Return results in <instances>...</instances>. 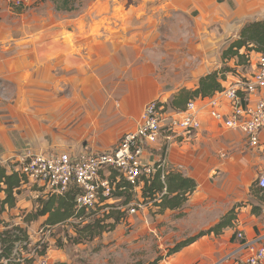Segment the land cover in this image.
Listing matches in <instances>:
<instances>
[{"label":"crops","instance_id":"0c3cea01","mask_svg":"<svg viewBox=\"0 0 264 264\" xmlns=\"http://www.w3.org/2000/svg\"><path fill=\"white\" fill-rule=\"evenodd\" d=\"M261 17V0H83L73 11L57 10L44 0H29L23 8L0 0V165L7 174L21 177L12 205L3 202L7 194L0 191V232L17 226L27 233L49 217L34 218L38 200L51 194L46 184L14 170L12 156L26 150L75 156L115 149L137 127L151 101L159 102L163 117L185 108V103L174 105L181 92L196 90L202 77L221 68L217 46L232 33L236 37L245 20ZM258 54L251 55L250 73L234 66L220 75L222 91L190 99L200 108L199 129L186 133L164 128L158 143L145 146V163L195 180L188 200L162 210L151 201L142 203L114 229L76 244L88 250L103 240V246L123 247L114 258L101 256V263L91 257L92 264H111L109 259L122 254L123 264H136L147 255L131 261L136 245L154 252L148 262L157 251L163 254L164 246L172 248L201 233L206 234L166 254L160 264H216L239 248L238 232L249 240L264 235V189L257 185L264 172V130L259 145L252 146L243 131L209 114L213 100L225 118L230 116L232 103L224 91L255 71ZM236 60H230L232 67ZM261 97L264 89L251 102ZM121 178L113 168L100 174L112 191ZM143 187L144 182L135 187L130 203L144 201ZM121 199L101 200L99 217L111 209L124 211L111 207ZM231 216L226 226L207 232ZM148 239L157 242L154 249H146ZM64 251L56 252L73 264L63 259Z\"/></svg>","mask_w":264,"mask_h":264},{"label":"built area","instance_id":"2783aa9c","mask_svg":"<svg viewBox=\"0 0 264 264\" xmlns=\"http://www.w3.org/2000/svg\"><path fill=\"white\" fill-rule=\"evenodd\" d=\"M13 6H24L29 0H9ZM264 89V53H259L255 71L245 80L237 82L224 91L232 103L230 116L215 108L216 101H211L209 114L224 121L231 129H240L247 135L252 146L260 143V135L264 130V97L255 103L251 96ZM200 108L195 100H190L183 109H173L169 115L160 114L159 102L153 100L145 107L140 122L134 130L126 132L115 149L100 153H79L73 156L68 152L36 153L30 150L16 153L9 162L13 169L23 175L46 184L50 193L63 194L72 187L80 189L76 196L77 211L87 212L97 208L100 196L111 195L112 188L108 182L100 179L102 171L113 168L121 172L124 178L137 187L143 176L151 174L162 165L153 166L142 159L145 146L158 143L164 128L174 132H190L200 128ZM167 122V124H164ZM257 185L264 189V172L260 173ZM142 203H135L129 208L131 213L137 212ZM82 217H75L80 223ZM55 226H49L50 230ZM239 248L216 264H264V235L253 240L247 239L243 232L237 233ZM19 248V245H17ZM37 248L40 245L36 246ZM35 250V249H34ZM42 264H50L49 258Z\"/></svg>","mask_w":264,"mask_h":264},{"label":"trees","instance_id":"16d2710c","mask_svg":"<svg viewBox=\"0 0 264 264\" xmlns=\"http://www.w3.org/2000/svg\"><path fill=\"white\" fill-rule=\"evenodd\" d=\"M51 1L55 3L57 10L68 11L78 10L83 2V0ZM254 53H264V19L247 23L240 31L239 36L224 50L223 58H237L241 62L244 58V60L248 59V61H250V57ZM228 71H231V69L216 70L202 77L199 87L194 91L183 90L184 92H181L179 97L174 100V105L179 106L181 103L187 104L190 99L195 97H211L216 92L222 91L223 87L220 82V75ZM162 170L163 168L159 167L151 174L142 177L141 182H144V201L141 203L146 204L151 201L155 206H159L161 210L168 207H180L188 200L189 195L195 190L196 182L192 178L185 177L180 172L171 171L164 173ZM1 184L6 185V189H4ZM20 184L21 177L18 173L14 172L12 174H7L5 167L0 165V191L5 190L7 194L6 199L3 201L4 203H9L11 205L14 203V189L19 188ZM79 191L77 187H72L63 194L51 193L47 198L39 199V206L34 215L36 219L40 216L49 215L48 219L45 221V225L49 226L71 225V223H67L71 217H82L83 219L80 223H72L76 236H71L70 238H74V240H72L74 244L92 240L105 230L114 229L122 220V217L126 215V211H121L116 204L111 205V207H117L118 209H111L109 213H104L106 215L104 217H95L98 215L96 209L90 212H87L85 209L77 211L76 196ZM134 191L135 186L130 184L125 178H121V183L117 185L115 190L111 191V195L104 196L102 194L100 196L99 203L107 199V197L124 196L122 205L127 206L133 200ZM159 194H161L160 202L157 201ZM86 218H89L88 222H86ZM108 218H113L114 221L105 225ZM232 218L233 216L226 218L215 228L207 232H217L220 228L226 226ZM203 234L206 233H201L199 236ZM198 237H192L176 244L169 249L167 256L181 250L189 243L195 241ZM21 239H28V233H26V231L24 232L21 227H11L2 233L0 232V249L2 250L0 252V264H4V260H8L9 262L12 259L11 256L15 245ZM164 258L165 256L161 255L143 264H160ZM27 263L29 262L27 261ZM17 264L22 263L17 262Z\"/></svg>","mask_w":264,"mask_h":264},{"label":"rangeland","instance_id":"374dc122","mask_svg":"<svg viewBox=\"0 0 264 264\" xmlns=\"http://www.w3.org/2000/svg\"><path fill=\"white\" fill-rule=\"evenodd\" d=\"M44 1L51 2V3L55 4L51 0H44ZM251 1L256 2V0H251ZM261 2L263 3L264 0H261ZM22 8H23V6H22ZM263 19L264 18L261 17V19H258V20H263ZM258 20H253L252 18L247 19L244 21V26L247 23H250L253 21H258ZM231 32H234V30ZM239 33L236 37L234 36V33H232V35H230L228 42H227V40L222 41L217 46L216 57L218 55L219 57L222 58L220 61L222 66H221V68H219V70L236 69V68H234V66L238 65V66L242 67L243 72H245V73L251 72V70H252L251 60L248 61V59L247 60L245 59L246 60L245 61L243 58L242 62H241L236 58L237 59L236 63H234L233 67H232L231 63H230L231 59L223 58L224 50L227 47H229L231 42L239 36ZM214 59H215V57H214ZM250 59H251V57H250ZM218 65H219V62H218ZM122 201H124V200L121 199V202H119V205L117 207H122L124 209V211H126V215L136 213V212L131 213L129 211V208H131L132 206L135 205L134 203H130L127 205L128 207H126V206H123L121 204ZM100 209H101L100 207L96 208V210L98 211L96 213L98 215H96L95 217L102 216L103 212L100 211ZM139 209L140 208L137 207V211ZM113 220L114 219H112V218L109 219L108 221L105 222V225L112 223ZM73 228L74 227L72 226V223H71V225H58V226H55L53 229L51 228L50 230H48L49 225H44V224L39 225L38 223L33 225V227L30 229V231L27 232L28 233V239H26V240L21 239L20 241H18L15 245V248H14L12 256H11L12 259L9 262H8V260H4V263L5 264H17V262H21L22 264H42L44 260L49 258L50 264H55L57 262L63 261V260H61L62 257H59V252H56V251H58V249L63 248V250H65L64 252H66L65 256H63V259L71 260V262L73 264H90V263L92 264V262H90V261H91V257H93V256H96L94 258L96 260H99L101 256L102 257L103 256L109 257V255H111L114 258L117 255V253H120L123 249V247H122L120 250H116L115 246H109V247L103 246V244H102L103 240H100L95 245L90 244L89 246H87L88 250H86V249L81 250L80 248H77L76 244H74L72 242V240H74V238H70L71 236L72 237L76 236ZM107 231H109V230H107ZM154 241H155V239H148L149 245H148V248H146L147 250H150L151 248L154 249L155 245L157 244V242L155 243ZM85 242L86 241H83V243H85ZM17 245H19V248L17 247ZM38 245H40V247L37 248L36 246H38ZM169 247H170V245L164 246L165 250H164L163 254L160 253L161 250L157 251V247H156V249H155L157 251L156 258L158 256H161V255L165 256L166 254H168V250L170 249ZM142 248L143 247L136 245L135 247H132V249H131V256H130L131 261H133L135 259V257L140 258L141 257L140 255H145V253L147 254L144 257V259H142L140 262L138 261L136 264H138V263L143 264L147 260H149L148 259L149 257L151 259L153 256H155V254H153L154 252H150V251L145 252L144 251L145 248H143V250H142L143 252H141L140 249H142ZM95 252H96V254L93 255V253H95ZM77 254H80V255H77ZM45 256H46V258H44ZM81 256L83 257V260H82L83 262H80ZM117 257H119V259H117ZM117 257L115 260L109 259V260H111L110 263L111 264H123V263H125L123 261V254L118 255ZM27 261L29 263H27ZM96 263H98V262H96ZM99 263H101L100 260H99Z\"/></svg>","mask_w":264,"mask_h":264},{"label":"water","instance_id":"95a60500","mask_svg":"<svg viewBox=\"0 0 264 264\" xmlns=\"http://www.w3.org/2000/svg\"><path fill=\"white\" fill-rule=\"evenodd\" d=\"M55 264H69V263L66 262V261H61V262H57V263H55Z\"/></svg>","mask_w":264,"mask_h":264}]
</instances>
